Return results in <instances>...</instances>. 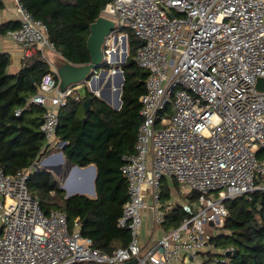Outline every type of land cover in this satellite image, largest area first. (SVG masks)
<instances>
[{"label":"built area","instance_id":"1","mask_svg":"<svg viewBox=\"0 0 264 264\" xmlns=\"http://www.w3.org/2000/svg\"><path fill=\"white\" fill-rule=\"evenodd\" d=\"M15 1L21 25L8 36L25 47V56L38 49L47 59L55 51L48 25ZM101 15L115 21L105 54L128 37V28L141 41L135 62L147 72L135 151L121 166L128 200L118 225L131 231V241L112 254L102 251L82 234L79 218L71 227L64 211L46 213L33 198L28 180L38 165L15 174L0 168V264H123L135 257V264H207L203 254L219 233L211 226H223L230 215L224 201L264 189L258 182L264 177V87H257L264 77V0H111ZM122 55L119 47L115 57ZM73 94L80 98L73 85L61 90L50 71L28 101L45 108L41 130L48 145L66 144L57 141V130ZM76 169L87 171L71 166L67 189ZM163 179L198 193L183 204L188 216L164 232ZM145 208L150 236H142ZM228 251L234 248L221 253Z\"/></svg>","mask_w":264,"mask_h":264},{"label":"trees","instance_id":"2","mask_svg":"<svg viewBox=\"0 0 264 264\" xmlns=\"http://www.w3.org/2000/svg\"><path fill=\"white\" fill-rule=\"evenodd\" d=\"M110 1L20 0L35 18L48 25L55 51L74 64L90 62L87 48L90 25ZM3 6L0 0V8ZM20 25L19 19L5 22L0 25V35H8ZM127 33L129 54L121 64L125 77L121 109L115 110L88 91V96L93 97L89 111L85 110L81 97L76 98L73 94L60 113L57 141L66 144L58 150L72 165L96 166V196L67 195L61 177L42 166L35 169L28 180L31 195L39 200L46 213L64 211L71 227L79 218L82 234L92 238L94 246L108 254L126 247L131 241V231L118 225L128 200V181L121 166L123 156L135 151L142 123L140 97L145 93L147 78V72L135 62L141 41L134 31ZM11 64V55L0 50V168L7 174L35 165L41 155L50 151L41 130L45 108L28 101L37 92L45 73L52 71L59 80L38 49L30 56H24L17 71L11 70ZM108 65L106 63L104 67ZM18 109L22 110L20 115L16 114ZM167 112H171L170 107ZM258 182H264V177ZM172 185L180 188L177 182L167 179L161 184V202L166 208L163 229L166 231L179 226L188 216L183 204H169L172 202ZM190 198L197 199L198 193L194 192ZM224 203L230 215L220 232L210 239L211 248L203 254L204 261L208 264L220 257L223 261L219 264H264V189L228 198ZM229 247L234 251L221 253Z\"/></svg>","mask_w":264,"mask_h":264},{"label":"water","instance_id":"3","mask_svg":"<svg viewBox=\"0 0 264 264\" xmlns=\"http://www.w3.org/2000/svg\"><path fill=\"white\" fill-rule=\"evenodd\" d=\"M171 13V12H170ZM173 15V14H172ZM115 29V21L111 18L106 16L100 15L93 23L90 25V34L87 39V48L89 50L91 60L86 64H74L63 56H61L57 62H54V67L58 76V83L59 88L61 90H65L68 86L73 85L74 89L78 92L81 99L83 100V105L86 111H89L91 108V101L92 96H88V91L95 93L100 99L107 102L110 106L112 102V79L106 82L105 87L101 89L102 95L96 92L98 88H100L103 83L106 81L107 76L111 74H115L117 77V86L118 89L115 92V106H112L115 110H120L122 107V91H123V84L125 83L124 71L121 68V64L127 60L128 57V37L124 35L123 37V46H124V53L122 57L113 56L112 59H109V56L104 52V43L106 37ZM118 40V37H116ZM115 62L119 64L116 67V71L114 73L111 72V69H106L104 65L110 64L111 62ZM100 69V70H99ZM100 76L101 79L98 83V86H93L92 83L95 81V78ZM257 87L259 89H263L264 87V77L258 78ZM89 88V89H88ZM86 118H84L85 120ZM60 155L63 156V152H60ZM69 167L73 166L68 161ZM75 167L77 165H74ZM88 167H92L95 169L93 165H89ZM49 169L53 170L57 174H59V170L61 166L57 167H48ZM95 178L92 181L94 189L91 194H95ZM67 190L68 195H72L73 193H81L84 194L86 191L78 190V191H70L63 186ZM229 254V251L227 252ZM137 262V257L134 259L124 262L123 264H135Z\"/></svg>","mask_w":264,"mask_h":264},{"label":"crops","instance_id":"4","mask_svg":"<svg viewBox=\"0 0 264 264\" xmlns=\"http://www.w3.org/2000/svg\"><path fill=\"white\" fill-rule=\"evenodd\" d=\"M2 1H3L4 6L2 8H0V25L3 24V23H5V22H8L10 20H18L19 19V14L16 11V1L15 0H2ZM0 50L1 51H4V52H7V53H9L11 55V57H12L11 70L13 72L17 71L19 69V67L21 66L22 60L24 59V56H25L24 55V53H25V47H23L22 45L14 42L10 38V36H8V35H0ZM34 51H33V53H34ZM60 57H61V55L59 53H57L56 51H48L47 52V61L49 62V64L51 65L53 71H55V72H56V70H55V67H54L53 64H54V62H57ZM97 93H99V92H97ZM100 95H102V94H100ZM114 102H115V98H112V102L111 103L114 104ZM53 145L54 144H49L48 145V146H50V151L47 152V153H45L44 155H41L39 157V159L36 161L35 164L38 165V167L39 166H42V167H46V168H48V167L61 166V169L59 170V174H57L56 172H54L53 170L50 169L57 176L60 177V172H61V170L63 168V164H60V162L57 159V157H61V155H60L61 150H58L61 147H59L58 145H56L55 146L56 148H54ZM63 156H64V154H63ZM64 158H65V156H64ZM67 162H68V160H67ZM91 165H93L95 167V169H93L92 167H88V166L87 167H84V168H86V169H92V171L95 172L94 175H93V179H94V176L95 175L97 176V168H96V166L94 164H91ZM68 169H70V167H68ZM87 175L88 174L86 172V174H84V178ZM87 184L88 183L85 182L84 185L80 184L78 186H75V189L74 190L75 191L76 190H84V191H86L84 194H86V193L91 194L90 192H87V189H88ZM63 186L64 185L62 184V187ZM88 186L90 188V186H91L90 182H89V185ZM176 189H180V188L179 187H176L174 185V187H172V193ZM73 194H76V193H73ZM92 195H93V197L96 196V188H95V194H92ZM164 231H166V230L163 229L162 232H164Z\"/></svg>","mask_w":264,"mask_h":264},{"label":"rangeland","instance_id":"5","mask_svg":"<svg viewBox=\"0 0 264 264\" xmlns=\"http://www.w3.org/2000/svg\"><path fill=\"white\" fill-rule=\"evenodd\" d=\"M124 32H130V29H124ZM128 39H129V37H128ZM119 47H121V54H123L124 53V46H123V40H121L120 41V44L118 45V47L117 46H115V47H113L112 48V51L109 53V59H112V55H113V50H118V48ZM48 52V51H47ZM123 52V53H122ZM128 54H129V41H128ZM113 62V61H112ZM119 64H117V63H115V62H113V63H110L108 66L109 67H111V68H113V67H117ZM107 66V67H108ZM106 67V69H109V68H107ZM110 68V69H111ZM100 70V69H99ZM113 75L114 74H111V75H109V76H107V78L109 79V78H113ZM112 76V77H111ZM96 79H98V80H100L101 79V77L100 76H98V77H96L95 78V80ZM92 85L93 86H98L97 85V81H93V83H92ZM102 87H103V85L100 87L101 89H102ZM89 89V88H88ZM97 91V90H96ZM98 92V91H97ZM57 159L59 160V162H60V164H63V168H62V170H61V172H60V177H61V184H63L64 185V183H65V181H66V179H65V177H67L66 175L68 174V167H69V165H68V162H67V160L64 158V156H61V157H57ZM84 170H86V169H84ZM87 172V176H86V180H85V182H87L88 184H87V187H88V189H87V192H90V190H89V182H91V179L93 178V175H94V171H92V169L90 170V169H87V171H84V174ZM82 177L84 178V175H83V173L80 171V170H78V169H76V170H73V172H72V174L70 175V177H69V179H68V184H69V186L70 187H75V186H77V185H80V184H83V183H85L83 180H82ZM173 183V182H172ZM172 187H174V185H172ZM87 195H89V196H91V197H93V195L92 194H89V193H86ZM193 194H194V192L193 191H190L188 188H186V187H184V186H182V185H180V189H176L173 193H172V199H171V201H172V203H180V204H185V205H188V203H193L195 200H193V199H191L190 197L191 196H193ZM213 198L214 199H216L217 198V196L216 195H214L213 196ZM162 201V200H161ZM147 203H148V205H151L152 204V201H151V199L150 198H147ZM161 205H163V203L161 202ZM143 214H144V223H143V226H142V236H145V235H151V232H152V228H149V227H151L150 226V223H151V210L149 209V208H145L144 210H143ZM210 226V225H209ZM219 226H217V228H216V230H215V228L213 227V226H211V230L214 232V233H217V232H220V228L221 227H219ZM207 228H208V226H207ZM213 251H217V250H213Z\"/></svg>","mask_w":264,"mask_h":264},{"label":"bare ground","instance_id":"6","mask_svg":"<svg viewBox=\"0 0 264 264\" xmlns=\"http://www.w3.org/2000/svg\"><path fill=\"white\" fill-rule=\"evenodd\" d=\"M119 52H120V50H119ZM123 53V52H122ZM118 54V50H113V55H112V58H113V56H115V55H117ZM112 77V76H111ZM109 79L108 78H106V81L103 83V87H102V89L105 87V84H106V82L108 81ZM95 81H97V85H98V83H99V81L100 80H98V79H96ZM116 82H117V77L115 76V74L113 75V78H112V88H111V90H112V95H111V97L112 98H115V92H116V90L118 89V86H117V84H116ZM97 91L100 93V94H102V92H101V88H98L97 89ZM115 102H116V100H115ZM115 102H114V104H112L111 103V105L112 106H115ZM91 170V169H90ZM92 181H93V178L91 179V182H90V184H91V186H90V192H93V189H94V186H93V183H92ZM85 184V183H84ZM84 184H82V185H84ZM78 186V185H77ZM68 189L70 190V191H75L74 189H75V187H70L69 185H68ZM76 191H78V190H76ZM80 191V190H79Z\"/></svg>","mask_w":264,"mask_h":264}]
</instances>
